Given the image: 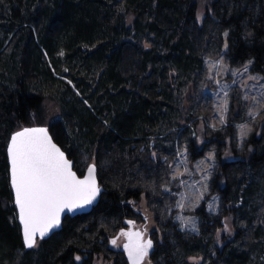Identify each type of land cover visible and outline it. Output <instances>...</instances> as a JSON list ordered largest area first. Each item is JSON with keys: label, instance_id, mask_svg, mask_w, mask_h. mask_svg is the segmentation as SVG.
Returning a JSON list of instances; mask_svg holds the SVG:
<instances>
[{"label": "trees", "instance_id": "trees-1", "mask_svg": "<svg viewBox=\"0 0 264 264\" xmlns=\"http://www.w3.org/2000/svg\"><path fill=\"white\" fill-rule=\"evenodd\" d=\"M226 44L232 66L251 62L264 77V0H214L203 19L196 0H0V264H95L108 244L114 264H128L112 251L113 235L145 221L137 210L143 194L162 232L152 264L199 257L202 264H264V119L241 151L227 143L232 127L226 136L192 135L205 59L224 54ZM46 101L59 109L47 125L55 142L78 174L77 155L88 153L106 191L89 214L68 217L60 232L27 250L7 147L16 131L45 125ZM199 138L220 144L211 191L224 212L219 220L199 209L200 234L190 235L173 217H156L144 183L179 140L192 160L203 157ZM228 216L234 236L219 246Z\"/></svg>", "mask_w": 264, "mask_h": 264}, {"label": "rangeland", "instance_id": "rangeland-1", "mask_svg": "<svg viewBox=\"0 0 264 264\" xmlns=\"http://www.w3.org/2000/svg\"><path fill=\"white\" fill-rule=\"evenodd\" d=\"M196 1L198 18L203 19L207 13L212 12L214 0ZM227 50L226 44L224 54L207 56L205 59L206 74L195 97L198 118L195 122L198 133L194 132L192 135L197 134L201 139L204 133L207 137L226 136L229 133L227 132L229 127H232L236 140L232 143L235 136L229 135L226 139L227 143L229 144L230 140L232 148L234 144L241 151L244 149L242 146L255 133L264 119V77L252 72L251 62L232 66L226 55ZM58 115L59 109L56 104L46 101L39 117L40 123L48 125V122ZM200 138L198 153L205 151L203 157L192 160L190 150L179 140L178 144L176 142V151L173 154L168 153L169 158H167L168 155L166 156L167 161L165 159L164 163L167 162V164L154 169L152 175L155 176L144 183L152 198L151 209L156 212V217L161 222L173 217L180 229L190 235L200 234L201 220L197 214L199 209L205 207L207 213L214 214L219 220L224 212V203L221 201L220 194L217 192L214 194L211 191V182L219 168L217 150L220 144L219 142H208L207 138L203 140ZM77 156L80 157L77 166L82 167L84 171L94 163L87 162L89 155L84 151ZM224 157L228 156L224 155ZM145 196L147 195H142L137 205V210L144 216L145 221L130 229L144 232L146 237L144 240H151V248L154 249L156 243L154 241H162V232L157 227L154 214L147 207ZM223 221V228L217 231L216 241L219 246L228 244V240L234 236L235 232L230 216ZM113 236L116 243L111 247L112 251L124 249L126 233L117 235L115 232ZM110 246L111 244L106 245L104 253L95 256V264H114L116 256L113 258L108 256ZM150 253L151 250L148 254ZM106 255L109 259L104 257ZM149 255L142 264H152ZM127 263L129 264L128 261ZM190 263L202 264V260L200 257L192 258Z\"/></svg>", "mask_w": 264, "mask_h": 264}, {"label": "snow or ice", "instance_id": "snow-or-ice-1", "mask_svg": "<svg viewBox=\"0 0 264 264\" xmlns=\"http://www.w3.org/2000/svg\"><path fill=\"white\" fill-rule=\"evenodd\" d=\"M8 155L26 248L36 245L37 233L42 239L50 229L59 226L64 209L89 204L99 192L95 165L89 166L87 177L78 179L71 162L52 142L45 128H24L16 132L11 137ZM136 235L139 240V234ZM125 247L133 264H140L152 247V241L130 243Z\"/></svg>", "mask_w": 264, "mask_h": 264}, {"label": "water", "instance_id": "water-1", "mask_svg": "<svg viewBox=\"0 0 264 264\" xmlns=\"http://www.w3.org/2000/svg\"><path fill=\"white\" fill-rule=\"evenodd\" d=\"M26 128H45V129H47V131H48V135L50 136L52 142H53L58 148H60V150L65 154V158L68 159V160L71 162V164H72V171L76 174L77 178L82 180V179H84L85 177H87V175H88V169H87V171H86L82 176H80V175L77 173V171L75 170V161L72 160V159L68 156V153H67L66 151H64V150L62 149V147H61L60 145H58V144L55 142V140H54V138H53V136H52V134H51V132H50V128H49V126H48V127H47V126H33V127H26ZM23 129H24V128H23ZM23 129H20V130H18V131H22ZM18 131H16V132H18ZM16 132H15V133H16ZM15 133H13L12 136H13ZM12 136H11V137H12ZM10 141H11V138H10ZM10 141H9V144H10ZM9 144H8V146H9ZM7 154H8V147H7ZM8 160H9V167H10V184H11V165H10L9 155H8ZM88 168H89V167H88ZM95 181H96V186L99 188V192H98V194L96 195L95 199L92 200L91 203H89V204H84V205L81 206V207H75V208H73L72 210H68L67 208L64 209V210L60 213V223H59V226L50 229L49 232H48V233H47L42 239L39 237V234L37 233V236H36V245H35L34 247H32V248H26V249H27V250L34 249V248H36V247L38 246V244H39L41 241L47 240V239H49L51 236H53L54 234L60 232V231L63 229V224H64L65 220H66L68 217H76V216H78V215L89 214V213L93 210V208H94L95 206L98 205V203L100 202L101 196H102L103 192L105 191L104 188L101 186V182H100V180H99V175H98V169H97L96 165H95ZM11 188H12L13 197H14V203H15V193H14V189H13V187H12V184H11ZM15 207H16V209H17L18 222H19V224H20V226H21L22 237H23V225H22V223H21V221H20V218H19V209H18L16 203H15ZM137 233L139 234V240H137V235H136ZM129 234H130L129 242L126 243V244H124V249H122V251H125V253H126V257H127V260H128V262H129V264H133V261L130 259V257H129V252H128V250L126 249L125 246H126V245H129L130 243H132V244H135V243H137V242H139V243H143V240H144V238H145V234H144V232H140V231H132V232H129ZM23 242H24V239H23ZM149 250H150V249H148V253H149ZM148 255H149V254H147V255L143 258V260L140 261V264H142V263L144 262V260L146 259V257H147Z\"/></svg>", "mask_w": 264, "mask_h": 264}, {"label": "bare ground", "instance_id": "bare-ground-1", "mask_svg": "<svg viewBox=\"0 0 264 264\" xmlns=\"http://www.w3.org/2000/svg\"><path fill=\"white\" fill-rule=\"evenodd\" d=\"M214 39V38H213ZM150 48V47H149ZM39 126H45V125H39ZM47 126V125H46ZM94 165H96L95 163H93ZM218 166H220V164H218ZM97 167V166H96ZM98 169V168H97ZM100 180V179H99ZM103 188H104V186L103 185H101ZM104 193V192H103ZM134 202V201H133ZM133 231V229L131 230V229H129V230H125V233H126V235H127V237H126V242H125V244L126 243H128L129 242V238H130V234H129V232H132ZM145 241L143 240V243H144ZM40 244V243H39ZM38 244V245H39ZM36 249H38V247L36 248ZM151 249V251L153 250L152 248H150ZM122 251V250H121ZM123 252V251H122ZM125 253V252H124Z\"/></svg>", "mask_w": 264, "mask_h": 264}, {"label": "flooded vegetation", "instance_id": "flooded-vegetation-1", "mask_svg": "<svg viewBox=\"0 0 264 264\" xmlns=\"http://www.w3.org/2000/svg\"><path fill=\"white\" fill-rule=\"evenodd\" d=\"M88 167H89V166H88ZM87 169H88V168H87ZM87 169L83 172V174L87 171ZM83 174H79V175L82 176ZM101 185H102V184H101ZM104 190L106 191L105 187H104ZM105 191H104V192H105ZM78 216H79V215H78ZM145 238H146V237H145ZM148 240H149V239H148ZM148 240H144V241L146 242V241H148ZM150 250H151V249H150ZM150 250H149V251H150Z\"/></svg>", "mask_w": 264, "mask_h": 264}]
</instances>
